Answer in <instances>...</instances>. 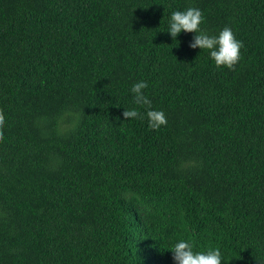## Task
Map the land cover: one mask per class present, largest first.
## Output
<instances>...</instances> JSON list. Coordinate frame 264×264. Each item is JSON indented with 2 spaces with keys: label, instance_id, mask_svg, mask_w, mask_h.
Instances as JSON below:
<instances>
[{
  "label": "trees",
  "instance_id": "obj_1",
  "mask_svg": "<svg viewBox=\"0 0 264 264\" xmlns=\"http://www.w3.org/2000/svg\"><path fill=\"white\" fill-rule=\"evenodd\" d=\"M190 7L235 70L172 39ZM0 110V264H264V0H0Z\"/></svg>",
  "mask_w": 264,
  "mask_h": 264
},
{
  "label": "clouds",
  "instance_id": "obj_2",
  "mask_svg": "<svg viewBox=\"0 0 264 264\" xmlns=\"http://www.w3.org/2000/svg\"><path fill=\"white\" fill-rule=\"evenodd\" d=\"M202 12L190 7L185 11H174L169 21L168 33L173 40L181 33H195L189 48L208 50L210 58L214 61L217 68L225 67L229 70H235V65L240 60V49L243 47L241 41H238L229 27L223 28L218 35L209 36L201 31L200 25L203 21ZM147 83L140 81L135 83L131 91L135 94L134 103L140 106H147L146 117L149 128L158 130L161 126L167 124V119L163 111L153 110L151 101L144 95L143 89L147 88ZM124 120L142 118L136 110L125 109L122 113ZM117 120L120 117L116 118ZM5 118L0 110V141L4 139L3 127ZM171 252L175 264H222V255L219 249L209 250L207 252H194L193 244L181 240L176 243Z\"/></svg>",
  "mask_w": 264,
  "mask_h": 264
}]
</instances>
